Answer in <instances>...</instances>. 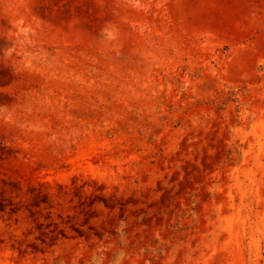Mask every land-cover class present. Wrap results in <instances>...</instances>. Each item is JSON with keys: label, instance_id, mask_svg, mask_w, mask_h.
Here are the masks:
<instances>
[{"label": "rangeland", "instance_id": "1", "mask_svg": "<svg viewBox=\"0 0 264 264\" xmlns=\"http://www.w3.org/2000/svg\"><path fill=\"white\" fill-rule=\"evenodd\" d=\"M0 264H264V0H0Z\"/></svg>", "mask_w": 264, "mask_h": 264}]
</instances>
